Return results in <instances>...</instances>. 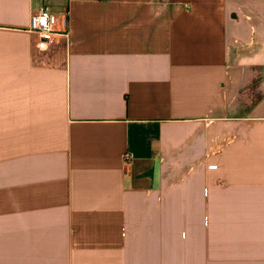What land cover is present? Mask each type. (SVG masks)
<instances>
[{
    "label": "crops",
    "instance_id": "0c3cea01",
    "mask_svg": "<svg viewBox=\"0 0 264 264\" xmlns=\"http://www.w3.org/2000/svg\"><path fill=\"white\" fill-rule=\"evenodd\" d=\"M0 264H264V0H0Z\"/></svg>",
    "mask_w": 264,
    "mask_h": 264
},
{
    "label": "built area",
    "instance_id": "2783aa9c",
    "mask_svg": "<svg viewBox=\"0 0 264 264\" xmlns=\"http://www.w3.org/2000/svg\"><path fill=\"white\" fill-rule=\"evenodd\" d=\"M59 18L48 5L31 16L30 31L38 37V49L45 51L57 35L68 37L69 32L59 33Z\"/></svg>",
    "mask_w": 264,
    "mask_h": 264
},
{
    "label": "rangeland",
    "instance_id": "374dc122",
    "mask_svg": "<svg viewBox=\"0 0 264 264\" xmlns=\"http://www.w3.org/2000/svg\"><path fill=\"white\" fill-rule=\"evenodd\" d=\"M261 93L257 91V86L250 82H245L240 90V95L236 103V114H247L252 109L259 99Z\"/></svg>",
    "mask_w": 264,
    "mask_h": 264
}]
</instances>
